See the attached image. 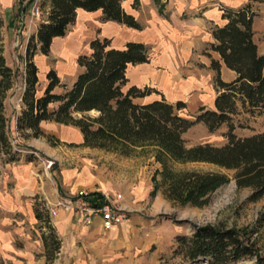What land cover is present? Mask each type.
I'll list each match as a JSON object with an SVG mask.
<instances>
[{"label":"rangeland","instance_id":"rangeland-1","mask_svg":"<svg viewBox=\"0 0 264 264\" xmlns=\"http://www.w3.org/2000/svg\"><path fill=\"white\" fill-rule=\"evenodd\" d=\"M39 1L43 14L38 18L30 14L33 0L18 1L22 10L17 11L16 22L7 23L0 14V52L13 70L11 87L3 99V113L9 122L11 147L21 151L20 159L9 163L5 153L0 152V264H205L203 260L187 259L177 248V239L180 234L190 235L196 225L211 223L244 228L264 254V224L258 217L264 207V195L253 199L252 187L239 186L236 168L210 161L177 160L150 141L116 150L93 147L83 144L78 126L54 119L41 122L43 133L38 136L30 129L18 131L12 126L23 105L25 54L30 38L33 36V44L37 45L33 54L39 70L37 93L42 94L47 87L51 68L60 78L54 91L63 93L83 69L78 57L90 51L93 33L97 36L101 32L98 24L79 37L68 27L65 37L54 43L59 48L69 45L70 49L61 52L50 47L44 54L35 29L45 20L50 2ZM223 2L232 4L233 9L249 6L254 16L255 40L264 49V0H123L125 10H137L133 16L141 27L114 35L112 44L119 46L127 38L142 35L152 58L148 64L128 66L130 82L145 80L169 101L183 100L185 106L179 111L191 119L200 107L213 108L218 86L217 71L211 64L214 50L209 41L215 22L226 21L220 15L228 7ZM222 75L227 76L225 70ZM56 105L53 102L49 108ZM236 109L232 123L238 136L264 130L263 111H250L240 102ZM228 129L226 122L215 131L195 122L183 136L189 146L208 142L222 145ZM164 162L174 172L212 170L226 173L228 178L205 195L204 204L178 201L167 193ZM105 187L123 194L120 203L130 220L118 224L111 236L109 230L100 228L98 236L108 238L102 244L97 242L98 236L86 235L72 208L66 209L71 224L63 232L56 227V239L50 236L53 228L36 217L38 210L51 221L55 216L50 207L62 196L75 195L81 189L100 192Z\"/></svg>","mask_w":264,"mask_h":264},{"label":"trees","instance_id":"trees-1","mask_svg":"<svg viewBox=\"0 0 264 264\" xmlns=\"http://www.w3.org/2000/svg\"><path fill=\"white\" fill-rule=\"evenodd\" d=\"M123 0H50V9L36 32L40 50L47 54L54 37L64 36L74 23L80 7L88 11L101 9L102 19L115 20L135 28L141 25L133 14L122 5ZM18 11L22 5L17 6ZM221 17L225 22L211 29L213 40L209 47L218 52L220 59L212 58L217 71L215 79L218 91L214 107H200L194 118L181 113L183 100L173 103L155 87H143L130 82L128 65L150 61L149 45L145 41L127 40L122 46L112 44L111 39L96 37L90 43V51L78 57L83 68L65 92L54 91L60 83L56 69L47 73L48 83L38 94L39 70L33 61L37 47L32 36L26 48L23 103L17 115L18 131L30 129L37 136L43 133V120L73 123L83 133V144L116 150L136 142L156 143L171 158L184 161L213 162L221 167L237 169L236 182L253 188L252 198L264 195V130L238 136L232 116L240 102L248 110L264 112V53H260L253 28L254 16L249 6L225 7ZM0 27L2 21L0 20ZM222 60L236 73L232 81L221 77ZM13 70L6 64L0 52V152L5 161H16L20 150L11 147L8 118L3 113V99L11 87ZM151 100L138 101L150 94ZM57 102L52 109L49 106ZM95 111L96 114H90ZM195 122L204 123L209 130H217L224 122L229 129L224 133L225 142L187 145L184 133ZM165 164V162H164ZM164 182L172 199L204 204L205 195L227 180L226 173L219 171L186 170L174 172L164 165ZM36 217L52 229L50 219L36 211ZM264 224V207L259 213ZM58 239V244L60 239ZM43 240L46 236L43 235ZM178 247L192 261L205 264H264V254L256 247L249 231L244 228L221 227L214 224L196 225L190 235L178 236ZM47 242V241H46ZM59 246V245H58Z\"/></svg>","mask_w":264,"mask_h":264},{"label":"crops","instance_id":"crops-1","mask_svg":"<svg viewBox=\"0 0 264 264\" xmlns=\"http://www.w3.org/2000/svg\"><path fill=\"white\" fill-rule=\"evenodd\" d=\"M18 1L19 0H0V14L4 17V19H5V21L7 23L8 22L11 23L12 21H14V22L17 21V17H18V13H17V11H18V9H17ZM49 2H50V0H49ZM131 2H133V1H131ZM223 4L227 5L228 7L234 8L232 4L224 3V2H223ZM126 10L128 12H130L131 14H133L134 16H136V14H137L136 13L137 10H135L134 8H132V9L126 8ZM204 15H205V13H204ZM206 15H209V14H206ZM102 16H103V12L101 11V9H96V11H88V10L80 7L78 9V11H77V16H76V19H75V23L71 24L69 26V28L73 29L74 33L80 37L81 35H85L87 33V30L91 31V29L95 28L99 24L100 27H101V32L97 36L95 35L96 33L94 32L93 33V35H94L93 39H95L96 37H101V38L107 37V38L111 39V41H112V38H114V35H116V34H120L122 32H129L131 30L132 31L134 30V32H135V30H136V28H134V27L126 26V25H124V24H122V23H120L118 21L112 20V19L101 22V21H99V18H102ZM215 24L217 25L219 23L215 22ZM35 32H37V27L35 29ZM66 34L67 33H65V35ZM65 35L64 36H56V37H54V40H53L51 48L55 47V50L58 49L59 47H57L56 44H55L56 43V39H63L65 37ZM83 39H84V37H83ZM144 39L145 38L142 37V35H135V36H132L130 38H127V40H138V41H144ZM127 40L124 43H122V45L125 44L127 42ZM212 40H213V35H212V38L210 39L209 42H211ZM122 45H119V46H122ZM258 47H259L260 53H264V49L261 50V47L259 45H258ZM68 49H70V46L66 45V46H61V48H59L58 50H60L62 52V51H67ZM213 55H214L215 58L220 59V55H219L218 52L214 51ZM145 63L148 64L150 62L137 63V64L138 65H144ZM221 63H222V65H221V77H222V79H224L226 81L234 80L235 77H236L235 71H233L232 69L228 68L227 65L222 60H220V64ZM129 65H133V64H129ZM224 70H225V72L227 74L226 77L224 75H222ZM78 73L75 74V76H74V78L72 80V83L76 79ZM133 83H136L138 85L147 84V83H145V80L143 82H133ZM175 84H177V82H174V85ZM146 97H148V98L145 99V100H151L153 98H156V94L152 93V94H150V95H148ZM16 122H17L16 119L12 120V126L13 127H16ZM9 162H12V161H9ZM16 169L18 171V170H20V167L17 166ZM18 174L19 173H17V175ZM103 189L104 190H109V189L111 190V188H109V187H105ZM57 208H58V213L51 220V224H53V226L55 228L57 227V229L60 232H63L71 224L70 223V215H69V212H67L66 209H64L62 207H57ZM78 221H79V223H81L83 228L86 230V232H87L86 235L92 236V237L93 236H98V232L100 231V228H102V227H100L101 226V222H100V218L98 216L94 217V220H93V222L91 224L85 225L84 223H82V221L80 220L79 217H78ZM117 226L118 225H116L113 228H111V230L108 231L109 235L108 234L107 235L111 236L113 230ZM104 238H106V240H108L107 237H99L98 236L97 242L102 244L104 242ZM122 239L125 240V237H122Z\"/></svg>","mask_w":264,"mask_h":264},{"label":"built area","instance_id":"built-area-1","mask_svg":"<svg viewBox=\"0 0 264 264\" xmlns=\"http://www.w3.org/2000/svg\"><path fill=\"white\" fill-rule=\"evenodd\" d=\"M30 8L33 18H38L43 14L39 0H33ZM78 192L75 195L62 196L58 199L50 207L51 215L56 216L57 207L72 208L85 225L91 224L94 217L98 216L104 230H110L114 226L130 220V214L120 203L123 195L121 192L115 193L110 190L94 192L89 189H81Z\"/></svg>","mask_w":264,"mask_h":264}]
</instances>
